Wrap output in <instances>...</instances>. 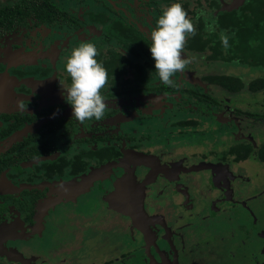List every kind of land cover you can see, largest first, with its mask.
Masks as SVG:
<instances>
[{"label": "flooded vegetation", "instance_id": "obj_1", "mask_svg": "<svg viewBox=\"0 0 264 264\" xmlns=\"http://www.w3.org/2000/svg\"><path fill=\"white\" fill-rule=\"evenodd\" d=\"M50 1L52 10L0 34V264H67L62 241L49 246L61 226L84 228L71 220L95 205L127 238L88 251L89 262L102 257L91 264H264V205L254 207L264 201V187L254 192L264 173V132L254 126L264 113L236 102L263 95L251 83L264 78L232 73L255 65L210 58L189 36L184 55L193 62L168 87L150 52V33L173 3L211 39L233 33L232 19L253 0L232 10L224 7L234 0ZM87 42L108 71L109 107L81 123L60 80L71 85L66 62ZM227 77L247 86L230 89Z\"/></svg>", "mask_w": 264, "mask_h": 264}, {"label": "clouds", "instance_id": "obj_2", "mask_svg": "<svg viewBox=\"0 0 264 264\" xmlns=\"http://www.w3.org/2000/svg\"><path fill=\"white\" fill-rule=\"evenodd\" d=\"M196 34L192 19L178 2L166 8L158 19L155 30L150 33V52L155 61V71L165 86L176 87L174 75L182 73L193 62L194 58L185 56L184 50L189 36ZM229 39L226 32H221L220 41L225 50L230 47ZM98 55L95 44L82 43L72 51L66 62L71 85L66 87L60 80L66 101L73 108V117L81 123L103 119L109 107L102 95L109 75L103 63L96 59ZM19 107L23 109L24 105L21 103Z\"/></svg>", "mask_w": 264, "mask_h": 264}, {"label": "trees", "instance_id": "obj_3", "mask_svg": "<svg viewBox=\"0 0 264 264\" xmlns=\"http://www.w3.org/2000/svg\"><path fill=\"white\" fill-rule=\"evenodd\" d=\"M51 8L55 6L50 0H20L14 4L0 1V34L24 21L28 15L35 13L39 16L41 10L50 11ZM247 8V13L236 16V20L232 19L234 31L228 35L230 47L227 50L223 48L220 36L209 39L204 34L194 36L198 40L193 39L192 47L196 44L194 49L207 53L210 58L264 67V0H253ZM220 81L230 89L247 86L240 77L221 78ZM251 87L254 90L264 88V79L254 80Z\"/></svg>", "mask_w": 264, "mask_h": 264}, {"label": "rangeland", "instance_id": "obj_4", "mask_svg": "<svg viewBox=\"0 0 264 264\" xmlns=\"http://www.w3.org/2000/svg\"><path fill=\"white\" fill-rule=\"evenodd\" d=\"M5 53V52H4ZM1 54V52H0ZM3 54V53H2ZM0 55L2 58L3 55ZM6 55V53H5ZM253 73L251 70L244 65H233L230 68V71L232 73H235L237 75H242L244 77H251V78H256V77H262L264 78V68L262 67H254ZM264 102V94L260 95L259 97H254L252 100L250 97H245L242 99H238L237 105L238 107L242 109H251V111L254 112H262L264 113V107L262 108H257L256 107V102L262 101ZM253 102V103H252ZM253 106V109L250 107ZM255 106V107H254ZM254 131L255 134H258L259 138H261V134L264 132V124L258 123L257 125L254 126ZM247 166L252 170L254 168L260 169V165L258 163V166L254 165L253 161H248ZM255 185V193L258 192L259 190L263 189L264 187V173L260 174V177L258 179ZM76 183V182H75ZM76 184L79 185V189L82 191L83 187L86 186V184L81 181L77 182ZM264 205V201L257 203L254 205L255 208L258 210L262 209V206ZM96 207V208H95ZM95 208V209H94ZM169 210V213H172V208L167 207ZM99 206L95 205L93 206V214L87 215V214H81L77 213V215L72 218L71 223L76 226V228H80L79 230H71L67 224L61 226L62 231L60 232V235L54 239L53 241V246H49L48 252H50L51 248L54 247L57 243L61 242V248L63 249V252H65L68 256V261L67 264H91L94 262H100L102 261V257L99 259L89 262L91 256L88 255V251L91 252V250H99L98 247H108L113 245L114 243L118 242V240H124L127 238L126 232L124 230V227L118 226V218L114 217L112 214H109L107 211L106 213H102V211H99ZM262 211V210H261ZM85 225H87L85 227ZM76 232H75V231ZM71 240V241H70ZM258 245L261 244L260 242L257 243ZM70 247H72L70 249ZM127 247V246H125ZM98 248V249H97ZM124 248H120V251H123ZM101 253V252H100ZM118 252H116L117 254ZM97 254H99L97 252ZM210 264H226L224 260H220L218 258L211 257Z\"/></svg>", "mask_w": 264, "mask_h": 264}, {"label": "water", "instance_id": "obj_5", "mask_svg": "<svg viewBox=\"0 0 264 264\" xmlns=\"http://www.w3.org/2000/svg\"><path fill=\"white\" fill-rule=\"evenodd\" d=\"M244 1H245V0H234L233 3L230 4V5L225 4L224 9H226V10H232V9H234V8H238L241 4H243ZM141 158H142V157H141ZM116 165H117L116 163L108 164L107 166L104 167V169H106V168H111V167L116 166ZM94 172H98V170H95ZM87 179H88V178H87ZM133 181H134V180H133ZM83 182L85 183V181H83ZM90 183H91V180L89 179L88 184H90ZM122 186L124 187L123 182L120 183V184H118V188H121ZM120 211H123L125 214L128 213V212H127V211H128L127 209L124 210V209L120 208ZM130 212H132V211H130ZM140 214H143V212H141ZM131 215H132L133 217H135V214L131 213Z\"/></svg>", "mask_w": 264, "mask_h": 264}]
</instances>
